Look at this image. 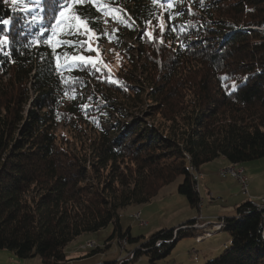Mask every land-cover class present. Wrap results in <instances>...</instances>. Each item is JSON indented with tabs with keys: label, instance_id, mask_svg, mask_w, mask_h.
<instances>
[{
	"label": "trees",
	"instance_id": "1",
	"mask_svg": "<svg viewBox=\"0 0 264 264\" xmlns=\"http://www.w3.org/2000/svg\"><path fill=\"white\" fill-rule=\"evenodd\" d=\"M24 3L29 11L0 0V21H11L0 23V37L8 38L0 45V249L18 259L60 264L71 242L108 225L114 231L104 246L115 236L137 243L129 230L123 233L120 210L148 203L182 176L177 192L199 211L190 167L198 171L218 159L242 166L264 158V0L77 5L75 11L93 20L98 45L116 46L114 35L132 32L142 86L128 76V56L113 79L72 61L85 51L83 35L58 31L53 37L64 0ZM117 6L129 18L106 30V9ZM160 20L163 32L148 38L146 26ZM50 37L52 43H45ZM61 40L74 46L57 43ZM87 80L118 96L137 97L148 105L152 122L136 118L105 128V108L123 119L132 114L116 100L80 107ZM59 126L68 128L73 141L56 134ZM257 205L244 202L234 216L217 220L230 247L206 264H264V209ZM193 225L191 220L153 234L126 252L133 257L123 264L141 256L156 264L180 238L194 235Z\"/></svg>",
	"mask_w": 264,
	"mask_h": 264
},
{
	"label": "rangeland",
	"instance_id": "2",
	"mask_svg": "<svg viewBox=\"0 0 264 264\" xmlns=\"http://www.w3.org/2000/svg\"><path fill=\"white\" fill-rule=\"evenodd\" d=\"M106 11V30L118 26L119 23L124 24L125 18H129V15L126 14L125 8L122 6L107 8ZM140 30V27L136 26L137 33H139ZM163 30L164 22L162 20L154 22V24L148 25L145 28L148 38H153L154 35H159ZM131 34L132 32L125 29L122 30L120 35H114L116 46H111L109 44L98 45L97 37L94 32L90 33L88 36L83 35L85 51L83 54L75 57H91L94 64L84 63L83 61L74 58H72V61L76 60L82 62L96 71L99 69L97 72L106 74L109 79H113L112 77H116L119 74V71L123 69V66H127L124 57L128 56L132 66H129L130 69L127 68L128 76L134 79V81L139 80L137 85L142 86L144 81H142V75L139 73L140 69L138 68L141 61L139 60L137 53L135 38H132ZM89 45L93 51L88 50ZM123 74L124 73L121 72L120 79H122ZM125 81H127V79H125ZM29 94L30 99H32L34 94L32 92ZM81 94L82 104L80 107L82 108L83 104L87 101L88 103L94 102L95 104H100L107 100L110 102L116 100L118 103L123 104V106H126L127 109H129L128 111L132 114L131 117L123 119L112 110L105 108L107 113L102 117V121L104 127L107 129L116 122H119L120 126L123 124L128 125L132 119L136 118L145 119L149 124L152 122V119L149 117L150 110L148 105L140 102L137 97H133L130 93H127L124 96H118L114 93L107 92L101 84H96L93 80H87L86 89L82 91ZM29 108L30 105L28 104L25 106L24 110L27 111ZM153 122H158V119L153 120ZM56 134L61 138H69L71 136V132L65 126H59L56 129ZM70 140H72L71 137ZM219 161L223 160L218 159L208 164V174L198 170L200 171L202 178V180L198 182L200 191L199 197L204 203V210L196 211V209H191L188 206L186 199L177 192L178 186L183 182V177L178 176L171 183L162 187L157 195L148 203L139 205L132 204L119 211L118 221L123 233L129 230L131 237L138 239L137 243H126L123 250L119 246L120 244L117 243L118 239L115 236L112 243L108 244L109 247L104 246L105 241L112 236L114 231V227L108 225L97 233L84 234L71 242L65 249V252L68 253V259H72L75 252H90V250H82L81 247L86 242L93 241L97 247H101L99 252L104 254L96 255L92 261L96 262L102 260L106 263H118L119 260L127 258L126 252L137 249L153 234L164 229L171 230L179 225V223L186 224L191 220L187 219L191 214H203L206 210L210 213L216 214L217 211H225L229 209L234 202L238 203L245 199V201H249L250 203L258 204L259 202L256 203L257 198L259 200L264 199V158L242 164L244 174L248 180L246 191L241 189V186L235 179L231 177L222 179L219 177L218 172L220 170L232 165H228L226 161H223L226 165H222ZM209 194L211 195V198L208 196ZM233 213L234 211H232L231 214ZM216 226L217 225L215 224L202 221L200 217H195L194 225L191 228L194 230V235L195 230H201L196 236L197 239L194 235L180 238L172 248L170 254L159 260L156 264H206V262L215 259L224 250L230 247V237L228 232L226 230L219 231L220 229H217ZM210 236L211 238L209 239ZM79 258V255L75 257V259ZM65 260H67V258ZM128 261H130V259ZM0 264L40 263L36 258L18 259L7 249H0ZM134 264H148V259L145 256H141Z\"/></svg>",
	"mask_w": 264,
	"mask_h": 264
},
{
	"label": "snow or ice",
	"instance_id": "3",
	"mask_svg": "<svg viewBox=\"0 0 264 264\" xmlns=\"http://www.w3.org/2000/svg\"><path fill=\"white\" fill-rule=\"evenodd\" d=\"M13 6L18 4V0H11ZM19 3L23 5L22 11H29L27 4L24 3V0H19ZM91 3L99 7L97 0H64V3L59 4V12L57 14L56 20L57 23L53 27V37L56 36L58 31H62L64 35L75 36V35H85L88 36L90 33H93V20H90L87 16L81 15L79 12L75 11V7L77 5H84ZM153 3H157V0H153ZM168 7L171 8L172 5L168 4ZM115 11V10H113ZM172 17L170 16L169 19ZM10 20H3L0 23L5 25L9 24ZM123 22V21H122ZM130 26V25H129ZM106 34V33H105ZM53 37H50L45 43H52ZM111 39V37H109ZM8 42L7 36L0 37V45L6 44ZM59 44H67L68 46H74V42L72 41H57ZM82 43V42H81ZM89 51H93L91 46L89 45ZM59 59V57H57ZM74 59L83 61L84 63H93L91 57H74ZM99 69H97L98 71ZM223 79H227L224 77ZM111 82V81H110ZM83 107H87L84 105Z\"/></svg>",
	"mask_w": 264,
	"mask_h": 264
},
{
	"label": "crops",
	"instance_id": "4",
	"mask_svg": "<svg viewBox=\"0 0 264 264\" xmlns=\"http://www.w3.org/2000/svg\"><path fill=\"white\" fill-rule=\"evenodd\" d=\"M223 161H225L224 159H222ZM223 161H219L222 165H226ZM210 164V163H209ZM229 165V164H228ZM209 168V166H208V164H206V165H204V166H202V167H200L199 168V170H201V171H203L204 173H207L208 174V172L209 171H207V169ZM222 179H225V178H222ZM204 180H205V178H204ZM199 195H200V191H199ZM241 202V203H240ZM244 202H249V201H245V199H244V201H239L238 203H236V202H234L233 203V205H231V207L229 208V209H227V210H225V211H217V213L215 214V213H210V212H208L207 210L206 211H204V213L203 214H201V213H198V215H193V214H191V215H189V217L187 218V219H191V220H195V217H200L201 218V220L202 221H205V222H209V223H213V222H217V220H220V219H222V218H225V216H228V217H232V216H234V213L233 214H231L232 213V211H234L235 210V208H236V206H239L240 204H242V203H244ZM259 202V203H258ZM256 203H258V204H261V200H259L258 198L256 199ZM254 205H257V204H254ZM200 210H204V203L202 202V200H201V207H200ZM225 214H227V215H225ZM191 220H189V221H191ZM180 225H183V224H180L179 223V225H177L176 227H174V228H177V227H179ZM174 228H172V229H174ZM199 231H201V230H195V238L197 239V235H198V232ZM210 239V238H209ZM87 240H89V239H87ZM90 252H75L74 254H73V256H72V259H68V253L67 252H65V254H66V258H67V260H65L64 262H62V263H60V264H104V263H106V262H103L102 260H99V261H92L93 259H94V257L96 256V255H98V254H104V253H102V252H99L98 254H96V255H93V256H87L88 254H89ZM80 256V258L79 259H75V257L76 256ZM83 256H87V257H83Z\"/></svg>",
	"mask_w": 264,
	"mask_h": 264
},
{
	"label": "built area",
	"instance_id": "5",
	"mask_svg": "<svg viewBox=\"0 0 264 264\" xmlns=\"http://www.w3.org/2000/svg\"><path fill=\"white\" fill-rule=\"evenodd\" d=\"M218 175L221 178L231 177V178L235 179L238 182V184L241 186V189L243 191H246L248 180H247V177L245 176L243 171L234 170L233 167H227L223 170H220L218 172ZM192 180L194 182V190L199 193L198 182L200 180H202L200 171H193ZM208 196L211 198L210 194ZM257 206L259 208L264 209V199H262L261 204H259ZM137 218H139V217H137ZM212 224L217 225L216 227L221 225L220 223H217V222H213ZM91 243H94V242L90 241V242H87L85 245L91 244ZM117 243L120 244L119 246L124 250L125 245H126V241L118 240ZM126 257H127L126 259L123 258V259L119 260L117 264H123L125 262H128V260L133 257V254L132 253L126 254Z\"/></svg>",
	"mask_w": 264,
	"mask_h": 264
},
{
	"label": "bare ground",
	"instance_id": "6",
	"mask_svg": "<svg viewBox=\"0 0 264 264\" xmlns=\"http://www.w3.org/2000/svg\"><path fill=\"white\" fill-rule=\"evenodd\" d=\"M230 167H233L234 170H238V171H243L244 172V169L242 168V166H239V165H231ZM190 171H191V174H193V171H196V170L194 168L190 167ZM220 228H221V225L217 227V229H220ZM85 244L81 247L82 250H92V249L94 250V249L97 248V245L95 243H91V244H87V245H85Z\"/></svg>",
	"mask_w": 264,
	"mask_h": 264
}]
</instances>
